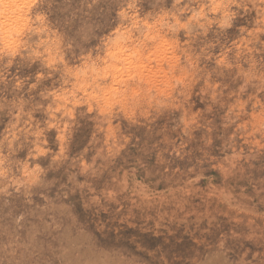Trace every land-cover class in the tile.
I'll list each match as a JSON object with an SVG mask.
<instances>
[{
  "label": "rangeland",
  "instance_id": "rangeland-1",
  "mask_svg": "<svg viewBox=\"0 0 264 264\" xmlns=\"http://www.w3.org/2000/svg\"><path fill=\"white\" fill-rule=\"evenodd\" d=\"M0 264H264V0H0Z\"/></svg>",
  "mask_w": 264,
  "mask_h": 264
},
{
  "label": "bare ground",
  "instance_id": "bare-ground-1",
  "mask_svg": "<svg viewBox=\"0 0 264 264\" xmlns=\"http://www.w3.org/2000/svg\"><path fill=\"white\" fill-rule=\"evenodd\" d=\"M118 47H120L119 45H118ZM114 50V49H113ZM114 52V51H113ZM3 177V176H2ZM19 182V181H18Z\"/></svg>",
  "mask_w": 264,
  "mask_h": 264
}]
</instances>
